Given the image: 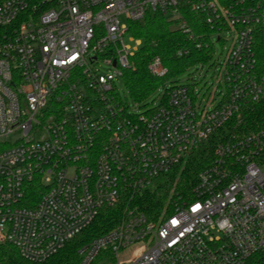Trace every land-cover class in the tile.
I'll use <instances>...</instances> for the list:
<instances>
[{"label": "built area", "instance_id": "1", "mask_svg": "<svg viewBox=\"0 0 264 264\" xmlns=\"http://www.w3.org/2000/svg\"><path fill=\"white\" fill-rule=\"evenodd\" d=\"M156 11L172 14L195 48H211L210 59L213 36L229 42L215 103L202 105L195 80L165 81L142 110L118 92L141 43L128 22ZM260 28L264 0H0V245L43 261L123 202L120 221L79 247L77 264H264V122L222 135L156 219L131 205L264 95ZM147 69L167 72L158 57Z\"/></svg>", "mask_w": 264, "mask_h": 264}, {"label": "trees", "instance_id": "2", "mask_svg": "<svg viewBox=\"0 0 264 264\" xmlns=\"http://www.w3.org/2000/svg\"><path fill=\"white\" fill-rule=\"evenodd\" d=\"M184 17L194 31L201 30L196 26L197 19L192 11L183 10ZM177 20L168 19L166 13L159 11L147 12L141 19L128 22V33L141 40L132 56V66L125 70L122 76L123 86L129 92L133 102L142 103L152 95L165 81H177L178 76L198 62L209 61L211 48H195L185 34L175 25ZM202 29H205L204 27ZM187 47V54L179 55L178 50ZM254 53L257 69L264 72V30L258 29L254 40ZM158 57L166 67L162 76L152 75L147 69L152 58ZM177 78V79H176ZM238 120V122H237ZM264 122V95L255 103L244 106L237 118H232L223 128L202 141L185 157L183 163L171 172L159 176L153 181V186L136 195L131 205L156 219L161 213L168 194L184 192L193 181L196 174L209 165L215 144L222 135L233 131L248 132ZM34 191H38L33 187ZM36 195V194H35ZM123 202L116 206L103 207L95 219L79 234L69 240L58 252L40 262H32L22 258L17 249L11 245H0V264H77L78 248L95 236H99L117 225L122 217ZM169 209H167V212ZM264 262V253H260ZM94 262V264H96Z\"/></svg>", "mask_w": 264, "mask_h": 264}, {"label": "rangeland", "instance_id": "3", "mask_svg": "<svg viewBox=\"0 0 264 264\" xmlns=\"http://www.w3.org/2000/svg\"><path fill=\"white\" fill-rule=\"evenodd\" d=\"M167 17H168V19H172L173 15L169 14ZM126 42H128V41H126ZM129 44H133V43L129 42ZM228 46H229L228 41L221 42V41L216 40V36H213V50H214L213 57L209 61H207L205 64H203V66H199L197 64V65L189 67L186 72H184L183 74L178 76V79L176 78L178 83H187V82H191L193 80L197 81L198 82L197 83L198 98L202 99V105H204L206 107L209 106L207 102L210 101L212 98H214V103L218 100V98H217L218 94H216V92H214L216 74L218 72V70H217L218 64L217 63L222 62ZM96 66L102 72H106L108 70V66L106 64L101 63V62L96 64ZM115 83H116V87H117L120 95L123 98H126V101L131 108L137 109V110H142V109H144V107L147 104L153 103L154 101L156 102L157 101L156 97L158 96V94L162 90L161 88H159L152 95H150L146 100H144L142 103L135 105L133 103L130 95H129V92L123 86L122 81H116ZM152 186L153 185H151L150 187H152ZM168 195L170 196V194H168ZM169 196H168V198H169ZM168 198L165 202V205H164L162 211L164 210V208H166L165 206L167 204Z\"/></svg>", "mask_w": 264, "mask_h": 264}, {"label": "snow or ice", "instance_id": "4", "mask_svg": "<svg viewBox=\"0 0 264 264\" xmlns=\"http://www.w3.org/2000/svg\"><path fill=\"white\" fill-rule=\"evenodd\" d=\"M197 208H199V205H196L193 210L195 211Z\"/></svg>", "mask_w": 264, "mask_h": 264}]
</instances>
